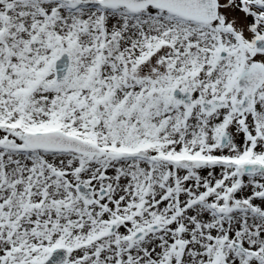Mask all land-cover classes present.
Returning <instances> with one entry per match:
<instances>
[{"label": "snow or ice", "instance_id": "6c2138e0", "mask_svg": "<svg viewBox=\"0 0 264 264\" xmlns=\"http://www.w3.org/2000/svg\"><path fill=\"white\" fill-rule=\"evenodd\" d=\"M0 264H264V0H0Z\"/></svg>", "mask_w": 264, "mask_h": 264}]
</instances>
